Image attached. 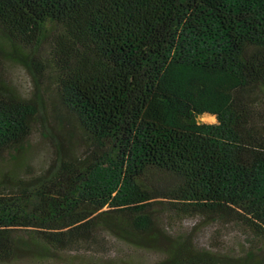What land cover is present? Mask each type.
Returning <instances> with one entry per match:
<instances>
[{"label":"trees","instance_id":"1","mask_svg":"<svg viewBox=\"0 0 264 264\" xmlns=\"http://www.w3.org/2000/svg\"><path fill=\"white\" fill-rule=\"evenodd\" d=\"M49 108L50 160L0 167V264L96 257L107 237L158 264H264V0H0V162ZM193 218L259 260L173 235Z\"/></svg>","mask_w":264,"mask_h":264},{"label":"rangeland","instance_id":"2","mask_svg":"<svg viewBox=\"0 0 264 264\" xmlns=\"http://www.w3.org/2000/svg\"><path fill=\"white\" fill-rule=\"evenodd\" d=\"M8 76L19 92L24 96H29L33 91L32 81L25 69L17 63H8L6 66ZM58 114L49 108L48 120L43 129L37 128L31 136L26 151L14 154L6 158V161L0 162V167L12 169V167H21V172H27L29 169L40 170L52 157L53 146L50 142V131L54 129L55 133H60L62 119ZM203 124H216L217 120L213 116L205 115L199 118ZM74 148L80 152L78 144L74 143ZM174 236L182 238L190 237L194 246L198 250L213 252L220 256V259L227 257L240 258L247 260V257L259 260L260 254L248 248L243 243V239L238 237L236 231L226 225H208L201 219H188L182 224H177L173 229ZM110 243L107 251H100L96 257L82 252L64 254L61 259L53 264H158L165 257L154 252H133L129 247L116 242L111 237H107ZM226 256V258H225ZM231 259V258H230ZM228 260L226 261V263ZM17 264H33L23 262Z\"/></svg>","mask_w":264,"mask_h":264}]
</instances>
